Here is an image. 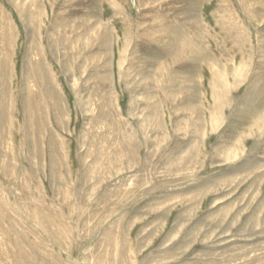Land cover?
Masks as SVG:
<instances>
[{
    "label": "rangeland",
    "instance_id": "374dc122",
    "mask_svg": "<svg viewBox=\"0 0 264 264\" xmlns=\"http://www.w3.org/2000/svg\"><path fill=\"white\" fill-rule=\"evenodd\" d=\"M0 264H264V0H0Z\"/></svg>",
    "mask_w": 264,
    "mask_h": 264
}]
</instances>
